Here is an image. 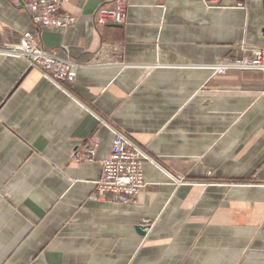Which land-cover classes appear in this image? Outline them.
I'll list each match as a JSON object with an SVG mask.
<instances>
[{
	"label": "crops",
	"instance_id": "crops-1",
	"mask_svg": "<svg viewBox=\"0 0 264 264\" xmlns=\"http://www.w3.org/2000/svg\"><path fill=\"white\" fill-rule=\"evenodd\" d=\"M113 1L70 0L58 30L0 0V46L29 32L85 65L57 86L0 55V264H264V79L208 68L264 46V0H127L99 27ZM115 132L154 162L132 205L91 198ZM90 137L95 161L75 163Z\"/></svg>",
	"mask_w": 264,
	"mask_h": 264
},
{
	"label": "built area",
	"instance_id": "built-area-1",
	"mask_svg": "<svg viewBox=\"0 0 264 264\" xmlns=\"http://www.w3.org/2000/svg\"><path fill=\"white\" fill-rule=\"evenodd\" d=\"M70 0H11L21 7L31 22L40 28L66 30L74 26L78 18L61 13V6ZM237 9L256 0H228ZM208 7L218 6L221 0H202ZM127 0H114L102 6L95 13V23L99 27L122 26L126 21ZM0 55L20 59L29 69L39 71L42 76L57 86L71 85L76 72L85 65H79L69 57H58L45 50L29 32L19 35L15 43L0 46ZM215 75H224L230 71H257L264 79V46H241L238 54H233L222 61L208 66ZM98 141L90 137L79 151H73L70 158L77 164H91L95 161ZM153 162L146 149L139 146L122 133L115 132L107 158L100 161L101 176L94 185L92 199L112 203L132 205L136 197L145 188L142 165ZM177 184L184 183V177L175 176Z\"/></svg>",
	"mask_w": 264,
	"mask_h": 264
},
{
	"label": "water",
	"instance_id": "water-1",
	"mask_svg": "<svg viewBox=\"0 0 264 264\" xmlns=\"http://www.w3.org/2000/svg\"><path fill=\"white\" fill-rule=\"evenodd\" d=\"M148 228H149V226H147V225H138L135 227V231L138 235L144 236L146 231L148 230Z\"/></svg>",
	"mask_w": 264,
	"mask_h": 264
},
{
	"label": "bare ground",
	"instance_id": "bare-ground-1",
	"mask_svg": "<svg viewBox=\"0 0 264 264\" xmlns=\"http://www.w3.org/2000/svg\"><path fill=\"white\" fill-rule=\"evenodd\" d=\"M152 163H154V162H152Z\"/></svg>",
	"mask_w": 264,
	"mask_h": 264
}]
</instances>
